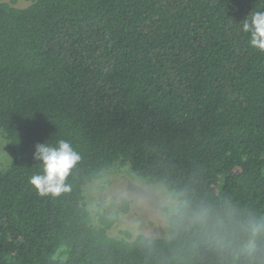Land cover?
<instances>
[{
    "label": "trees",
    "instance_id": "16d2710c",
    "mask_svg": "<svg viewBox=\"0 0 264 264\" xmlns=\"http://www.w3.org/2000/svg\"><path fill=\"white\" fill-rule=\"evenodd\" d=\"M26 1L0 0V264H264V52L242 28L264 0ZM60 139L80 160L41 196L35 146ZM116 164L178 199L165 236L94 223L85 187Z\"/></svg>",
    "mask_w": 264,
    "mask_h": 264
},
{
    "label": "rangeland",
    "instance_id": "374dc122",
    "mask_svg": "<svg viewBox=\"0 0 264 264\" xmlns=\"http://www.w3.org/2000/svg\"><path fill=\"white\" fill-rule=\"evenodd\" d=\"M15 6L25 7L26 0H7ZM0 129V170L12 161L8 140ZM85 203L94 223L99 215L116 216L110 231L121 234L127 230L133 236H165L169 215L178 207V199L162 182L147 181L134 173L129 165L116 164L102 178L85 187Z\"/></svg>",
    "mask_w": 264,
    "mask_h": 264
},
{
    "label": "clouds",
    "instance_id": "9594fccd",
    "mask_svg": "<svg viewBox=\"0 0 264 264\" xmlns=\"http://www.w3.org/2000/svg\"><path fill=\"white\" fill-rule=\"evenodd\" d=\"M243 32L250 34L249 45L264 52V11H252L243 22ZM34 159L42 164V174L33 175L29 183L39 195L57 196L67 191L66 178L80 160L72 144L60 139L56 145L49 143L35 146Z\"/></svg>",
    "mask_w": 264,
    "mask_h": 264
}]
</instances>
